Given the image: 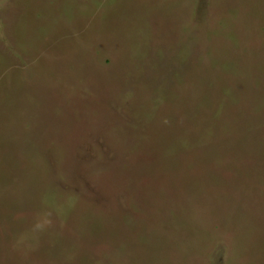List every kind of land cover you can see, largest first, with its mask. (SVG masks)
<instances>
[{"label":"rangeland","instance_id":"rangeland-1","mask_svg":"<svg viewBox=\"0 0 264 264\" xmlns=\"http://www.w3.org/2000/svg\"><path fill=\"white\" fill-rule=\"evenodd\" d=\"M0 264H264V0H0Z\"/></svg>","mask_w":264,"mask_h":264}]
</instances>
